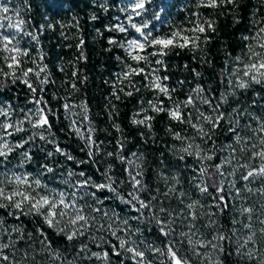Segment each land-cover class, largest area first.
<instances>
[{
  "label": "trees",
  "instance_id": "trees-1",
  "mask_svg": "<svg viewBox=\"0 0 264 264\" xmlns=\"http://www.w3.org/2000/svg\"><path fill=\"white\" fill-rule=\"evenodd\" d=\"M133 2L134 0H0V6L9 8L7 13L0 12V24L4 25L0 28V69L9 71L4 57L12 55L4 50V36L11 40L9 48L19 47L27 51L26 56L19 57L21 65L16 70L17 77H21V70L32 68L40 71L46 66V71L41 72L39 78L31 73L28 77L29 82L37 89L35 93L21 79L13 83L12 77L0 73V108L9 113L7 117L0 116V123L22 120L29 114V110L34 113L38 107L33 101L35 96L42 97L46 102L40 107L45 108L51 125L50 130L47 126L32 128L25 121L22 125L25 131L14 133L8 137L9 141L22 142L33 136V133L36 135L0 164V173H32L33 178L40 177L50 188L69 193L75 191L71 185L82 179L79 175L68 178L69 171H83L97 183L107 182V177L110 176L115 181L113 187L117 189L119 196L128 200L131 198L128 194L133 192L128 172L135 174L136 165H140L144 170L143 180L147 191L137 194L145 201L152 196L156 197L150 208L143 210V217L133 219L139 217L140 213L119 199L116 193L108 190L97 192L98 199L102 201L98 203L90 195L84 196L85 191L90 193L95 189L88 187L78 191L77 195L84 197L79 203L91 205L100 211L90 213L95 217V224L85 236L71 243L58 236L55 230L48 229L39 216H21L17 219L7 214L8 209H0V218L4 221L0 225V243L11 242L10 247L3 249V255L8 260L0 258V264H68L69 261L73 264H102L91 257V253L103 250L109 252L108 264H134L131 254L122 253L117 256L108 243L101 244L99 238L118 245L116 238L107 231L108 224L113 223L114 214L118 215L119 221L126 219L130 225V232L120 231L118 235L126 239L131 235L140 250H144L146 245L164 249L170 241H175L181 254L187 256L192 264H215L218 252L211 248H200L199 251L207 253V256L197 257L190 250L186 239L180 235L189 230L190 220L185 218L188 215L186 205L192 201L200 202L196 209L199 219L195 221L198 229L195 238L211 240L218 233L230 237V241L222 242L225 252L231 253V256L221 255L223 264H264V233L261 232V228H264L261 223L264 221V192L261 191L264 189V177H255L248 182L240 179L247 171L240 165L247 163L258 167L260 164L258 159L250 157L251 145L256 144L257 150L259 148V133L254 134L253 129L258 127L260 121H264V84L237 89V74L234 73V69L239 68V75H242L243 62L248 61L245 55L247 45L255 44V41L244 40L243 37H252L260 27H264V0H237L235 6L227 5L218 10L197 8V0H147L142 15L133 18V22L137 24L148 21L146 32L151 31L153 36L192 27L190 21L196 19L194 13H202L201 20H215L216 30L207 33V43L203 42L202 36L200 47L196 51L188 48L173 49L162 58L164 65L159 71L160 76L168 77V87L176 90L171 93L173 101H183L192 95L195 104L184 111L191 114L193 123L204 127L211 139L209 136L202 137L188 123L171 120L165 113H147L155 116L151 121V129L132 124L134 114L140 112L141 108L147 109L148 101H153L157 95L145 86L147 81L143 76L133 77L135 88L130 87L127 81L120 83L117 80V76L124 70V63L135 62L130 60L125 49L119 47V44H110L109 39L114 38L119 42L133 36L142 39L128 24L127 16L131 12L128 14V11H122ZM20 20L24 21L20 29L8 27L9 23L16 24ZM116 24H123L128 28V33L110 31ZM256 50L260 51L258 47ZM236 56H241L243 62L236 61ZM157 58L159 57L152 58L153 66ZM140 66L145 67L143 63ZM45 78L47 83L40 84V80ZM229 79L232 80V85H229ZM73 83L75 88L72 87ZM198 85L204 89L203 93L193 91ZM120 88L124 91H118ZM128 91H132L133 95L127 96L125 93ZM233 91L235 95L230 94ZM221 94L227 95V103L221 101ZM117 95L119 99L116 98ZM198 96L211 100L212 106L201 103ZM160 98L165 101V107H172V102L166 97ZM217 103L220 104L219 111L224 113V119L219 122V127L213 128L199 114L214 117L216 113L213 108ZM65 105L68 107L65 108ZM143 115L141 113L136 118L141 119ZM35 119L33 115V122ZM116 124L120 125L121 131L115 129ZM169 128L172 129L171 132ZM230 128H235L244 138L242 144L236 143ZM77 129L80 134H77ZM41 133L46 139H40ZM174 133H180L187 139L177 140ZM89 135L95 141L91 147L86 143ZM118 141L123 143L122 150ZM188 143L193 144V152L198 144L201 155H213V159L200 160L195 155L180 152ZM57 145L63 153L56 151ZM228 145L232 147L229 148ZM242 146L245 147L243 152ZM232 149H235V153ZM89 151L93 153L91 157L88 155ZM24 152H28L32 159L25 161L21 167ZM49 152L52 153L51 156L47 155ZM108 153L113 155L109 156ZM117 153L126 157V160L121 161ZM133 153L136 154L135 157ZM233 155V164L225 165L223 171L228 173L233 168L237 171L234 177H226L227 208L221 211L215 206L216 193L211 187L209 176L215 171L214 165ZM67 156L73 159H68ZM180 156L184 159H180ZM79 161L86 163H78ZM127 161L133 163L129 164ZM43 165L51 167L53 171L46 172ZM201 167H207V173L201 174ZM65 179H69V184L63 183ZM202 180L209 183L212 195L201 194L197 190L196 185ZM215 180L219 182L218 174ZM230 180H235L236 188L240 189L239 195L229 187ZM8 187L11 188L12 185ZM172 187L176 191L165 196ZM180 192L185 195L180 197ZM161 207L166 210L164 213L159 211ZM243 208L253 209L251 220L249 214H241ZM105 212L113 219L105 218ZM209 213L213 215L209 216ZM157 219L172 229L168 237L160 232ZM233 219L237 221L236 224L232 223ZM211 220H215L216 224L205 227ZM168 221L172 222L169 224ZM249 223L250 229L243 226ZM17 226L22 227L23 238L21 234L12 232V228ZM116 226L113 223V227ZM120 227L123 228V225ZM38 229H42L45 235H40ZM137 229L140 231L137 232ZM249 235H253V241L241 252L246 253L251 249V259L243 254L237 255L235 251ZM45 236L52 242L50 249L46 243H42ZM93 237L97 239L94 241ZM82 244H86L89 251L79 252ZM98 244L101 246L98 247ZM56 252L60 253L59 260L55 259ZM149 259L154 264H168L167 256L159 253H150Z\"/></svg>",
  "mask_w": 264,
  "mask_h": 264
},
{
  "label": "snow or ice",
  "instance_id": "snow-or-ice-1",
  "mask_svg": "<svg viewBox=\"0 0 264 264\" xmlns=\"http://www.w3.org/2000/svg\"><path fill=\"white\" fill-rule=\"evenodd\" d=\"M147 0H134L133 3L129 5L131 10V14L127 16L128 24L132 29L135 30V33H138L142 39H138L136 37L126 39L124 42H119L114 38L109 39L110 44H119V47L125 49L127 52V56L130 58L133 63H124V70L117 76V80L120 83L127 81L130 87L135 88V84L133 83V77L143 76L147 81L145 85L148 89L154 91L157 95L155 96L153 101H148V108H141L140 112L135 113L132 118V124L134 125H143L149 129H151V121L155 119V116L148 115L149 111L160 114L165 113L171 120L177 121L179 123H188L192 128L196 129L198 134L203 136H209L208 133L205 132L204 127L199 123L192 122V116L190 113H185L184 109L189 106H194L195 101L192 95H189L183 101H173L171 93L175 92L174 88H169L166 81L168 80L167 76H160L159 71L161 67L164 65L163 57L167 56L169 52H171L175 48L185 49L196 51L200 47L201 37L203 36V42L207 43L209 37L207 36L208 32H215V20L211 18H204L201 20L202 13H194L196 17L195 20L190 21L192 27L190 28H178L176 30L171 31L166 35H158L153 36L151 31H147L148 29V21H143L139 24L133 22L134 17H138L142 15V12L145 10ZM237 4V0H197L196 7L197 8H208L212 10H218L227 5L235 6ZM129 8H124L122 11H129ZM9 11L8 7L0 6V12L7 13ZM3 19H8L7 17H3ZM95 19V16H93ZM239 22L238 20L236 21ZM24 24L23 20H20L16 24H8V27L20 29L21 25ZM51 26V25H50ZM4 27L3 24H0V28ZM110 31H118L120 33H128V28L123 24H116L113 26ZM186 33H190L186 34ZM35 39V37H33ZM244 40H253L255 44H248L247 51L245 55L248 57L247 62L242 61L241 56H236L234 59L236 61L243 62V70L242 75H239L241 70L239 68L234 69V73L237 74V82L235 84V88L237 89H247L254 84H264V27H260L252 37H243ZM4 40V50L6 52L12 53L11 56H5V62L7 64L8 72H4L3 69H0V73H3L5 76L12 77L13 83L16 82L17 79H21L22 82L28 86L32 93H35L37 89L33 87V85L29 82V75L34 74L37 78L40 77L41 72L46 71V66L41 68L40 71H35L32 68L27 70H21V77L16 76V70L20 68L21 60L19 57L26 56L27 51L22 50L19 47H11L9 48V44L11 40L8 36L3 37ZM83 44V40H81V45ZM79 46V45H78ZM259 48L260 51H257L256 48ZM153 49L152 51H148V49ZM153 57H159L155 59L153 66ZM119 59V57L117 58ZM143 63L145 67H141L140 64ZM158 66V67H157ZM75 75V73H73ZM198 75V74H197ZM47 83V78L44 80H40V84ZM229 85H232V80L229 79ZM73 88L76 87L75 83L72 85ZM115 87V86H114ZM118 91H124L123 88L118 89ZM139 91V89H136ZM195 93L200 94L203 93L204 89L199 85L193 90ZM116 93L114 92V95ZM127 96H132L133 92L128 91L125 93ZM231 95H235L233 91L230 93ZM166 97L168 101L172 102V107H165V101L160 97ZM119 99V96H116ZM201 100V103L208 104L212 106V101L201 96H198ZM221 101L227 103V95L221 94ZM33 101L38 106L33 113L32 110H29V114H26L24 119L16 121L15 123L4 122L0 123V164L7 161L10 154H12L16 149L23 148L24 144L28 143V140L34 138L36 133H33V136L29 137L28 140H24L22 142H10L8 137H11L14 133H19L25 131L22 125L25 121L29 122L32 128H47L50 130L51 125L48 120V115L45 114V108L40 107L41 104L46 102L43 101L42 97L37 98L33 96ZM65 108L68 105L64 106ZM220 104L217 103L213 108V112L216 113L215 116L204 115L200 113L199 116L203 118V120L212 125L213 128L219 127V122L224 119V113L219 111ZM235 112L236 109H233ZM143 113V118L137 119L136 117ZM33 115L36 117L33 122ZM0 116H9V113L4 108H0ZM87 119V117H85ZM259 121V118H256ZM238 123V121H237ZM115 129L119 132L121 131L120 125H114ZM250 127V126H248ZM11 130V131H10ZM77 134L79 133V129L76 130ZM90 131H92L90 129ZM171 132L172 129L169 128ZM230 131L233 132L235 136V140L237 144H242L244 138L236 131L235 128H230ZM253 133H259L258 141L259 148L257 150V145H251V159H258L260 164L258 167H252L249 164L245 163L240 165L241 168L246 169V174H242L240 179L248 182L250 179L255 177H264V121H260L258 127L253 129ZM83 138V137H82ZM174 138L177 140H186L187 138L182 137L180 133H174ZM40 139L44 140L46 137L41 133ZM209 139L211 137L209 136ZM251 139V138H248ZM53 142V141H50ZM86 143L91 147V145L95 144V141L92 140L91 136L87 138ZM121 150L123 149V143L117 142ZM193 144L188 143L186 147H182L179 151L182 153H186L189 156L195 155L200 160H208L211 161L213 159V155H201L200 145H195V151L193 152ZM231 148V145H228ZM56 151L63 153V150L57 145ZM233 153H235V149H232ZM241 151H245V147H241ZM51 156L52 153L49 152L47 154ZM65 155H67L65 153ZM88 155L91 157L93 155L92 151L88 152ZM109 156L113 155V153H108ZM119 155V153H117ZM134 157L135 153L132 154ZM24 157V161L21 163V167H23V163L25 161H30L32 159L31 155L28 152L22 153ZM68 159H73L71 156H67ZM121 161H125L126 157L119 155ZM180 159H184L183 156H180ZM235 156H231L227 159L221 161V163L214 165V173L209 176V180L211 181V187L214 189L216 196L214 200H216L215 206L220 208L221 211H224L227 208V203H225V182L226 177H234L237 169L233 168L231 172L225 173L223 171L225 165L231 166ZM129 164H132L133 161H127ZM78 163H86V161H79ZM111 167V166H110ZM43 168L46 172L51 173L53 169L48 167L47 165H43ZM207 167H201L199 172L201 174L207 173ZM220 176V180L217 183L215 180L216 175ZM43 175V174H41ZM73 175H79L82 179L78 180L74 185H71L75 191L71 193L57 190L55 188H50L47 183H43L40 177L33 178L32 173L23 172L21 174H17L13 172L11 175L7 173H0V209H8V215L14 216L17 219L21 216H29L36 215L42 218L43 224L47 226L48 229L55 230L58 236L63 237L68 242H73L78 240L80 237L85 236V234L90 230L93 224H95V217L91 216L90 213L99 212L100 209L93 208L91 205H83L79 203L82 200L83 196H78L77 192L83 189H87L91 187L96 191L93 192H84V196H91L98 203H102L97 197V192L108 190L112 193H116L117 197L130 205L136 212L140 213L139 217H133V219H140L143 217V210L150 208L152 201L156 200L155 196H152L148 201L141 199L140 195L137 193L147 191V185L144 183V170L140 165H136L135 174L132 171L128 172L129 180L131 181V186L133 188V192L128 195L131 197L128 200H124V197L119 196L117 193V189L113 187L115 181L109 176L107 177V182L97 183L92 179L91 176H86V174L81 171L79 173H74L73 171L68 172V178H71ZM163 179H167V177H162ZM175 179V178H174ZM179 181L177 180V183ZM65 184H69V179H65L63 181ZM123 183V182H121ZM229 187L235 189L237 195L240 194V189L236 188L235 180L228 181ZM12 185L11 188L8 186ZM209 183L205 181H201L196 185L197 190L201 194L212 195L209 192ZM251 191V189H248ZM158 191V190H157ZM176 191L175 187L169 188L168 192L165 193V196H168L171 193ZM264 192V189H261ZM185 193L180 192L179 196L183 197ZM135 201V203H134ZM183 202V201H181ZM223 207L221 208V205ZM138 205V207H137ZM200 206L199 201H192L186 205L188 209V215L185 217L190 220L188 224V231L182 232L180 235L182 238H185L187 241L190 250L194 252V254L199 257L201 255L207 256V253L202 254L199 249L200 248H211L213 251L218 252L219 255L216 257L215 264H223L221 260V255L231 256L230 252H225V248L222 242L230 241V237L223 234L218 233L214 235L211 240H205L197 237L198 229L196 228L195 221L199 219V214L196 209ZM87 207V213H86ZM159 211L164 213L166 210L164 208H160ZM252 208H243L241 210V214L247 213L249 214V219L251 220ZM171 215V213H169ZM209 216L213 215L212 213L208 214ZM105 218H109L107 212L104 213ZM155 218V217H153ZM172 221H168L170 224ZM4 223L3 219L0 218V225ZM113 223H116V227H113ZM113 223H109L107 226V231L110 232L111 236L115 237L118 241V245L111 244L109 241H104L103 238H99L102 243H108L112 249L114 255H121L122 253L131 254V260L134 261V264H154L152 259H149L150 253H159L161 255H166L168 264H192L190 259L181 254L180 247L177 246L175 241H170L169 244L164 248L152 247L151 245H146L144 250H140L139 246L136 244V241L131 239V235L128 238H124L123 236L118 235V232L124 231L125 233L130 232V225H128V221L125 219L123 221H119V217L117 214H114ZM157 225H159V230L163 236L168 237L171 234L172 229L167 227L163 221L157 219ZM233 224H236L237 221L233 219ZM264 224V221H261ZM63 224V227L60 225ZM123 225V228L120 225ZM216 224L215 220H211L209 225H205V227H211ZM245 228H251V224H244ZM103 227V225H101ZM167 229V230H166ZM40 231V235H45L42 229H38ZM137 232L140 230L137 229ZM235 231V230H233ZM12 232L21 234L23 229L20 226L13 227ZM261 232L264 233V228H261ZM31 235V234H29ZM254 235V233H253ZM253 235H249L242 244H239L236 248L237 255H246L249 259L252 258L253 252L249 249L246 253H242L241 250L245 249L249 242L253 241ZM97 238L93 237L95 241ZM11 243V242H10ZM9 244L0 243V258L2 260L7 261L8 257L3 255V249L10 247ZM42 243H46L47 248H51L52 242L47 239L45 236V241ZM101 246L100 244L97 245ZM89 251L88 246L86 244L80 245L79 252ZM79 254V253H78ZM27 253H25V256ZM55 259H60V253L56 252L54 254ZM91 257H95L98 261H101L102 264H108L109 261V252L107 250H103L100 252H92ZM90 257V258H91ZM68 264H73L72 261H69Z\"/></svg>",
  "mask_w": 264,
  "mask_h": 264
},
{
  "label": "rangeland",
  "instance_id": "rangeland-1",
  "mask_svg": "<svg viewBox=\"0 0 264 264\" xmlns=\"http://www.w3.org/2000/svg\"><path fill=\"white\" fill-rule=\"evenodd\" d=\"M128 8H129V6H128ZM130 12H131V10H130V8H129L128 14H129ZM133 37H136V36H133ZM133 37H130V38H133ZM130 38H127V39H130ZM136 38L141 39V38H139V37H136ZM244 62H245V60H244Z\"/></svg>",
  "mask_w": 264,
  "mask_h": 264
}]
</instances>
